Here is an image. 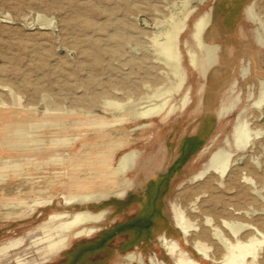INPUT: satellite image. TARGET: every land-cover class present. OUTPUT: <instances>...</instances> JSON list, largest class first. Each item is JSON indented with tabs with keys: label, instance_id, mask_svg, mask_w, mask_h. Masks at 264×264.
<instances>
[{
	"label": "rangeland",
	"instance_id": "rangeland-1",
	"mask_svg": "<svg viewBox=\"0 0 264 264\" xmlns=\"http://www.w3.org/2000/svg\"><path fill=\"white\" fill-rule=\"evenodd\" d=\"M181 1L0 0V118L5 120L0 125V178L9 180L5 187L11 192L22 189V197L33 196L30 190L38 183H33L32 177L25 179L27 173L33 177L46 174L44 184L51 181L52 185L50 192L40 188L28 203L10 208L3 206L4 191L0 188V247H7L0 256V264H53L61 251L71 252L84 243L94 248L88 256L93 264L122 263V256L129 251L141 255L145 264H175L163 248V239L189 255L188 250L195 251L196 235L202 236V230L197 234V228L203 212L211 208L213 214L219 215L222 195L221 180L216 175L206 174L194 181L191 177L208 168L214 151L236 152L233 130L248 108L250 92L257 93L259 79L264 80V46L258 42L262 32L247 13L256 0H193L178 42L182 89L172 96L170 108L149 120L132 118L123 125L102 130L91 123L99 117L112 119V112L106 111L100 102L125 103L129 94L134 98L140 95L139 91L130 92L127 84L130 88L147 80L154 84L152 64L140 58L150 57L146 47L151 48V36L165 28L164 21L177 12ZM263 1H259L258 9L264 16ZM204 13L211 16L204 40L217 46L218 62L212 67L205 64L203 53L191 39L192 25ZM120 32L123 38L118 43L109 39L110 34ZM132 37L141 38L142 47ZM117 50L121 54H116ZM188 50L197 54L198 69L189 65ZM244 69L249 72L246 77L242 76ZM49 108L67 112L61 116L67 124L66 131L49 126L56 122L54 117H59L44 113ZM263 128L264 125L255 126ZM77 134L81 135L74 137ZM195 134L203 141L192 143L179 164L183 168L173 176L169 187H159L154 200L143 210L141 203L130 201L147 174L165 169L176 157L180 158L186 152L184 139ZM57 136L55 142L59 144H43ZM118 138L127 142L119 148L116 160L122 152L134 149L129 186L122 198L110 197L88 205L93 211H110L98 233L50 249L49 245L59 240L47 229L58 221L51 215L85 208L63 205L59 185L64 181L53 177L54 173L70 171L84 176L90 163L77 158L78 154L106 148ZM239 154L244 159L252 154L251 147ZM7 171L13 173V179L8 178ZM263 178V173L257 175L259 184H264ZM204 181L213 185L212 194L198 191ZM181 210L194 224L192 235L187 237L178 228ZM144 211L148 216H144ZM160 211L164 221L157 216ZM206 232L203 241H207ZM43 247L47 252L39 257L36 251ZM210 254L217 256L214 247ZM205 260L212 264L210 259Z\"/></svg>",
	"mask_w": 264,
	"mask_h": 264
},
{
	"label": "bare ground",
	"instance_id": "bare-ground-1",
	"mask_svg": "<svg viewBox=\"0 0 264 264\" xmlns=\"http://www.w3.org/2000/svg\"><path fill=\"white\" fill-rule=\"evenodd\" d=\"M192 1L193 0H182L180 2L177 12L174 14L171 13L169 19L164 21L165 28L151 36V44L149 46L151 48L147 46V44L150 43L149 41L146 45H143L145 47L147 46L146 51H149L150 57L148 58L147 55H144V57L140 59H147L152 64L151 67L154 69V76H152L155 78L154 84L148 80L141 83L143 85H139L140 83L138 85H131L132 88L127 84L126 88H128L130 92L135 93L139 91L138 93L140 94H138L139 96L136 94L135 96L138 97L134 98L133 94L130 96L128 93V102L111 101L105 104L100 102V105L106 111L112 112V119L106 120V118L100 117L92 119V127L102 130L123 125L127 120L132 118L149 120L162 115L168 110V107L170 108L169 104L172 96L178 94L182 89L183 77L180 69L178 42L180 34L185 29V21L188 15L187 9ZM197 1L203 2V0ZM259 1L260 0L253 1L249 5L247 13L260 28L262 36L259 37L258 42L260 45L264 46V16L258 9L260 8ZM210 24L211 16L209 13H204L199 16L192 25L191 39L195 43L197 49L203 53L205 64L212 67L218 62L217 46L215 44L206 43L204 40V34ZM45 25H49V23ZM121 33L122 32H120V34H110L109 39L118 43L123 38ZM135 38L132 37V39ZM138 39L136 38V43L139 45L142 39ZM142 44L139 46L142 47ZM117 47L119 49L120 46L117 45ZM117 51L116 54L120 53V50ZM141 51L140 49V52ZM113 52L112 54H114ZM137 57L139 58V56ZM187 57L189 65L193 69H198L197 54L194 51L188 50ZM95 58L96 56H94V59ZM146 70L145 72H147ZM248 73L247 69H244L242 71V76L246 77ZM146 75L148 76L149 73ZM141 86L144 87V91H142ZM15 102L16 101H13V103ZM16 103H18V101ZM44 113L53 115V117L54 115H59V117L53 118L56 119L54 120L56 122L49 123V126H56L57 129L62 132L66 131L67 124L62 121L63 117L61 118V116L66 115L67 112L65 110L49 108L46 109ZM243 113L244 116L233 130L232 144L236 152L234 153L231 150L221 149L214 151L210 157L208 168L191 177V180L194 181L206 174H213L221 180L222 200H220V213L219 215L213 214L211 208H209V211L205 210L203 212V217L198 223L199 227L197 228V234L202 230L203 236L204 232L207 231L205 235L207 236L205 237L207 241H203L204 238L201 235V237H197L196 235L198 242L194 244L195 246L193 247L196 254L202 255L205 259H210L212 264H264V184H259L257 180L258 174H264V159L263 161L259 159L262 157L264 158V128L263 130H260L261 128L255 129L256 125H258V127L259 125H264L263 79H259L257 93H255V91L250 92L248 108ZM86 114L88 115V113ZM4 122L5 120L0 118V125H4ZM75 122L79 123V120H75L74 123ZM80 135L81 134H77L74 135V137ZM258 137L261 139L255 140ZM58 139V136L54 137V139L50 138L49 140L51 142L48 143V141H45L43 144H46V142L47 144H59L55 142ZM126 142V140L118 138L107 144L106 148L89 149L78 154L77 158L90 163L86 168L87 173L82 177L70 171H57L54 173L53 177L64 181L59 185V193L63 205H80L85 208H79L72 213L63 212L51 215L50 218H56L58 221L56 223L54 222L55 224L49 226L47 229L48 232L56 234L59 240L51 243L49 245L50 249H54L56 246L67 243L74 238L91 237L101 230V225L107 219L110 211L106 208L93 211L88 208V205L106 201L110 197L122 198L125 189L129 186L128 173L133 167L132 155L134 149L122 152L118 160H116V157L119 148ZM99 145L100 144H96V147ZM247 146L251 147L252 154L243 159L239 152L245 150ZM93 148H95V146ZM243 171L246 172L243 173ZM259 171L261 173H259ZM11 174L8 175V178L13 179ZM27 174L28 175H25L27 176L25 179L32 177L31 180L33 183L38 182L36 188H34V184L32 183L33 185L30 191L33 192L34 195L30 197L20 196L19 193L22 191L20 188L15 189V192L9 191L5 187L10 184L9 180L3 177L0 178V188L5 192L2 193L5 199L3 202L5 208L14 207L18 203H28L29 199L39 193L40 188H44V190L48 191L52 190L51 181H49L48 184H44L48 179L46 174H42L41 177H33L29 175V173ZM21 177L22 176H20V178ZM35 180L38 181L35 182ZM204 182L201 184L198 191H205L207 194L208 192L212 194L214 190L213 185L209 182ZM196 195H198V193H196ZM216 199L218 200V198ZM178 228H180L186 237L192 235L191 231L194 230V224L187 217L184 210H181L179 214ZM212 247H214L217 256L210 254ZM163 248L169 251L175 264H201L175 243H170L166 239H163ZM6 249L7 247L5 246L0 247V256L6 253ZM36 252H38L39 257H41L47 252L46 247L38 248ZM122 260V263L117 262V264H145L144 258L141 255H137L135 251H129L124 254Z\"/></svg>",
	"mask_w": 264,
	"mask_h": 264
},
{
	"label": "crops",
	"instance_id": "crops-1",
	"mask_svg": "<svg viewBox=\"0 0 264 264\" xmlns=\"http://www.w3.org/2000/svg\"><path fill=\"white\" fill-rule=\"evenodd\" d=\"M201 105H203V103ZM205 114H208V112ZM201 139L202 138L200 137L199 134H195L193 137L190 138L186 137V139H184L183 141L184 150H186V152L182 153V156L180 158L179 156L176 157L174 161H172V163H170V165L165 169H158L157 171H153L147 174L146 179L143 182H141V185L138 187L135 193L131 195V197L134 198L130 199V201L131 200L136 202L138 201L135 204L141 203L143 210L150 202L154 200L155 191L159 187L165 184L168 185L169 187L170 181L173 178V176L180 171L181 167L183 168V165L179 167V164L187 156V152L192 148V143L194 142L196 143L199 140L203 141ZM163 195H162V200H163ZM162 200L161 202H163ZM144 213H145L144 216H148L147 212L144 211ZM157 216L164 221V215L162 214L161 211L157 214ZM89 245L87 243L78 244L76 245L73 251L68 253H63V251H61L57 255L59 256L58 261L53 264H89V263L93 264V261L88 256L89 254L93 253L94 248H89L88 247Z\"/></svg>",
	"mask_w": 264,
	"mask_h": 264
},
{
	"label": "trees",
	"instance_id": "trees-1",
	"mask_svg": "<svg viewBox=\"0 0 264 264\" xmlns=\"http://www.w3.org/2000/svg\"><path fill=\"white\" fill-rule=\"evenodd\" d=\"M188 252L190 253V255L197 261H199L201 264H208L207 260H204L202 258H200V256L198 254H196V252H194L192 249L188 250Z\"/></svg>",
	"mask_w": 264,
	"mask_h": 264
}]
</instances>
